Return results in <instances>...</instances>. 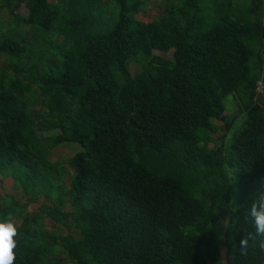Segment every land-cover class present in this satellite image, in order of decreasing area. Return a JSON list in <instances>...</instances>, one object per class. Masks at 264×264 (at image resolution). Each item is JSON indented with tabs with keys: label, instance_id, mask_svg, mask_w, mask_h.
<instances>
[{
	"label": "trees",
	"instance_id": "obj_1",
	"mask_svg": "<svg viewBox=\"0 0 264 264\" xmlns=\"http://www.w3.org/2000/svg\"><path fill=\"white\" fill-rule=\"evenodd\" d=\"M110 2L0 0L15 264H264L259 238L239 251L264 186V0H160L151 21L148 0ZM70 142L67 184L46 151Z\"/></svg>",
	"mask_w": 264,
	"mask_h": 264
},
{
	"label": "rangeland",
	"instance_id": "obj_2",
	"mask_svg": "<svg viewBox=\"0 0 264 264\" xmlns=\"http://www.w3.org/2000/svg\"><path fill=\"white\" fill-rule=\"evenodd\" d=\"M51 2H55L56 0H50ZM160 0H148V4L147 7L145 8V10L140 11L136 17L142 21H151L154 18H157V16L159 14L162 13V6L159 4ZM104 2V7L108 10L110 9L111 6V2L110 0H103ZM22 13H24V9H21ZM23 31L25 32L26 29H23ZM157 54L160 55H165L167 57L170 56L171 51L167 52V53H162L160 51H156ZM2 61L3 58L0 57V68L2 66ZM139 65L137 64L136 60H132L130 63V69L131 71H135L136 69H138ZM262 94V97H258V99H256L258 102L264 104V93L260 92ZM226 105H227V111L228 112V116L229 117H234L238 114V105L235 103V101L232 99V95H229L227 97V99L225 100ZM40 105H33L32 109H40ZM238 117L236 119L239 120ZM235 119V120H236ZM216 124H218L220 126L219 131H217L216 133L212 134L213 140L214 141H218L221 137V135L224 133L223 131V123L220 121H214ZM80 150V146L77 143L74 142H70V143H64L61 145H58L56 147L53 148H48L46 151V154L50 157V159L53 160H60L65 167L68 169L67 174L64 176V181L69 184L70 183V176L73 174V169L70 167L69 163H68V159L77 151ZM6 172V171H5ZM7 173V172H6ZM0 194L2 196H5L7 194H12L14 195L17 199L21 198V191L19 189H15L13 187V180L11 178L10 175L7 174H1L0 173ZM42 199H39L37 202L32 203L30 205V207L28 208L29 211H34L36 210L39 205L41 204ZM15 223H17V221H15ZM43 226H45L46 228H49L52 221L49 218H45L42 222ZM59 229L61 232H65V228L63 226H59ZM222 251L224 252V249H222ZM56 258L59 259V263L60 264H72V262L70 261V259L68 258V256L59 248L56 252H55V256Z\"/></svg>",
	"mask_w": 264,
	"mask_h": 264
},
{
	"label": "clouds",
	"instance_id": "obj_3",
	"mask_svg": "<svg viewBox=\"0 0 264 264\" xmlns=\"http://www.w3.org/2000/svg\"><path fill=\"white\" fill-rule=\"evenodd\" d=\"M248 214L253 221L255 233L250 232L241 239L239 249L241 255L247 253L249 241H257V238H259L260 248L264 249V186L261 190H258ZM18 234L14 215L9 212L5 219H0V264H15Z\"/></svg>",
	"mask_w": 264,
	"mask_h": 264
}]
</instances>
